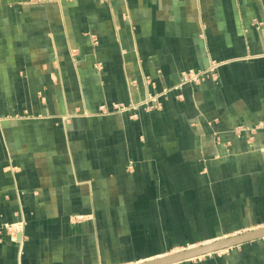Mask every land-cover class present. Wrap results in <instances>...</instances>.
I'll return each mask as SVG.
<instances>
[{"label": "crops", "instance_id": "0c3cea01", "mask_svg": "<svg viewBox=\"0 0 264 264\" xmlns=\"http://www.w3.org/2000/svg\"><path fill=\"white\" fill-rule=\"evenodd\" d=\"M263 227L264 0H0V264H140ZM178 264H264V238Z\"/></svg>", "mask_w": 264, "mask_h": 264}, {"label": "water", "instance_id": "95a60500", "mask_svg": "<svg viewBox=\"0 0 264 264\" xmlns=\"http://www.w3.org/2000/svg\"><path fill=\"white\" fill-rule=\"evenodd\" d=\"M264 238V227L140 264H178Z\"/></svg>", "mask_w": 264, "mask_h": 264}, {"label": "built area", "instance_id": "2783aa9c", "mask_svg": "<svg viewBox=\"0 0 264 264\" xmlns=\"http://www.w3.org/2000/svg\"><path fill=\"white\" fill-rule=\"evenodd\" d=\"M220 67L219 63H212L210 65V67L206 70H187L185 72L182 73L181 75V81H180V86H185L187 84H193V85H199L201 83H203L205 80H207L208 78H215L218 72V69ZM157 96H151L146 102H144L143 104H141V106H147L149 109H156V108H160V104L157 103L158 102ZM137 107V106H136ZM136 107H134V109H136ZM105 109V108H102ZM119 110H126L129 108H118ZM24 222L21 223L20 225H16V226H9L6 228L7 231H9L11 233V236L13 237L14 241H18L17 240V233L21 232L24 228Z\"/></svg>", "mask_w": 264, "mask_h": 264}, {"label": "bare ground", "instance_id": "6f19581e", "mask_svg": "<svg viewBox=\"0 0 264 264\" xmlns=\"http://www.w3.org/2000/svg\"><path fill=\"white\" fill-rule=\"evenodd\" d=\"M210 243V242H209ZM197 247V246H196ZM191 248H195V246L194 247H191Z\"/></svg>", "mask_w": 264, "mask_h": 264}, {"label": "rangeland", "instance_id": "374dc122", "mask_svg": "<svg viewBox=\"0 0 264 264\" xmlns=\"http://www.w3.org/2000/svg\"><path fill=\"white\" fill-rule=\"evenodd\" d=\"M229 250V249H228ZM225 251V250H224ZM220 252H222V251H220ZM218 253V252H217Z\"/></svg>", "mask_w": 264, "mask_h": 264}]
</instances>
